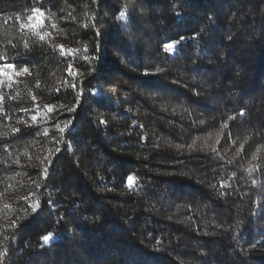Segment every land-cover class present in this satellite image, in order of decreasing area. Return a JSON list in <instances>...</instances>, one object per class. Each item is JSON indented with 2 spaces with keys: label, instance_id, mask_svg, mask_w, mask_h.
<instances>
[{
  "label": "trees",
  "instance_id": "1",
  "mask_svg": "<svg viewBox=\"0 0 264 264\" xmlns=\"http://www.w3.org/2000/svg\"><path fill=\"white\" fill-rule=\"evenodd\" d=\"M0 264H264V0H0Z\"/></svg>",
  "mask_w": 264,
  "mask_h": 264
},
{
  "label": "snow or ice",
  "instance_id": "2",
  "mask_svg": "<svg viewBox=\"0 0 264 264\" xmlns=\"http://www.w3.org/2000/svg\"><path fill=\"white\" fill-rule=\"evenodd\" d=\"M33 11H35V9H33ZM178 15H179V14H178ZM122 16H123V13L121 14V17H122ZM24 26H25V25H21V27H24ZM38 35H39V34H38ZM39 39H40L41 41H43V40L45 39V36H44V35H39ZM185 39H187V37H185V36H180L179 39L176 40V41L169 42V43H165V44L163 45V48H164V50H165L166 52L171 53V52L173 51V49H174L175 47H177V46H178L181 42H183ZM193 39H195V36H193ZM25 47H27V45H25ZM61 50H62V54H63L62 46H61ZM86 50H87V49H86ZM9 67H13V66H12V65H9ZM69 67L71 68V65H70ZM22 71H23V72H28V68H27V67H24V68L22 69ZM70 74H71V75H75V73H70ZM73 87H74V85H73ZM46 107H48V111H49V112L52 111V109H51L50 106H46ZM69 111H70V112H74V111H76V107L74 106L73 108L69 109ZM241 115H243V113H241ZM37 119H38V116H37V115H33V116L31 117V120H32L33 122H36ZM105 123H106L105 120H103V119H100V120H99V124H100V125H104ZM201 123H203V121H201ZM71 124H72V121H67V122H65V124H64L63 127H60L59 125H57L58 131L63 135V134L65 133V129L68 128V126L71 125ZM13 131H14V132H19L20 129H13ZM43 134L46 136V135L48 134V133H47V130H45ZM177 147H181V146H177ZM57 151H60V150L57 149ZM253 159H255V157H253ZM258 167H259V166L254 165V166H252V168L248 169V171L251 172V171H253V170H256ZM252 183L255 184L256 181L253 180ZM126 185H127V187H128L129 189H131V188L133 187V177H132L131 175H129V176L127 177ZM37 186H39V185L37 184ZM213 187H215V186L213 185ZM221 195H223V193H221ZM30 207H31L32 212H33L34 214H38V213L40 212V210L42 209V205H40V204H36V203L31 204ZM42 239H43V241H44L45 243H48L49 240L51 239V235H50V234H45V235L42 237Z\"/></svg>",
  "mask_w": 264,
  "mask_h": 264
},
{
  "label": "rangeland",
  "instance_id": "3",
  "mask_svg": "<svg viewBox=\"0 0 264 264\" xmlns=\"http://www.w3.org/2000/svg\"><path fill=\"white\" fill-rule=\"evenodd\" d=\"M3 73V72H2Z\"/></svg>",
  "mask_w": 264,
  "mask_h": 264
}]
</instances>
